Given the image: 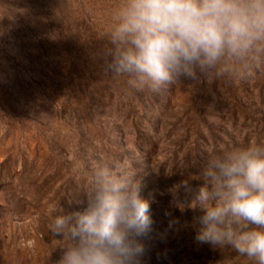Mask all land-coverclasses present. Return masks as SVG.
Listing matches in <instances>:
<instances>
[{
    "label": "rangeland",
    "instance_id": "obj_1",
    "mask_svg": "<svg viewBox=\"0 0 264 264\" xmlns=\"http://www.w3.org/2000/svg\"><path fill=\"white\" fill-rule=\"evenodd\" d=\"M119 3L0 0V264H56L63 241L47 208L77 209L105 160L130 161L151 201L140 264H245L195 241L201 212L177 209L171 189L195 188L213 156L264 140V72L136 92L96 58Z\"/></svg>",
    "mask_w": 264,
    "mask_h": 264
},
{
    "label": "clouds",
    "instance_id": "obj_2",
    "mask_svg": "<svg viewBox=\"0 0 264 264\" xmlns=\"http://www.w3.org/2000/svg\"><path fill=\"white\" fill-rule=\"evenodd\" d=\"M103 40L102 72L136 92L209 77L251 81L264 72V0H120ZM198 181L171 189L177 209L201 212L195 241L264 264V140L213 156ZM142 190L130 161L96 163L77 209L62 200L47 208L49 232L63 241L56 264H140L152 224Z\"/></svg>",
    "mask_w": 264,
    "mask_h": 264
}]
</instances>
